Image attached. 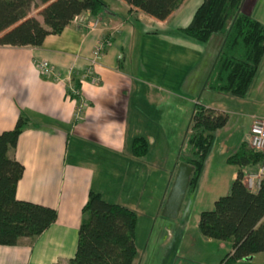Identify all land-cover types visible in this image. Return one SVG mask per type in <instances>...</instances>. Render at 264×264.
Returning <instances> with one entry per match:
<instances>
[{
  "label": "crops",
  "instance_id": "obj_1",
  "mask_svg": "<svg viewBox=\"0 0 264 264\" xmlns=\"http://www.w3.org/2000/svg\"><path fill=\"white\" fill-rule=\"evenodd\" d=\"M201 3L202 0H185L165 21H157L139 12H129L130 7L121 0H109L106 14L101 12L93 18L88 12L83 13L61 34L47 36L40 47L0 46V133L12 130L20 114L38 123L22 132L10 154L24 167L16 198L57 212L56 221L37 238H21L12 247L0 246V264H69L75 254L81 209L89 191L105 198L108 182L94 183L101 174L107 177L119 171L121 189L128 183L123 174L129 177L130 172L131 177L141 178L132 189L135 198L129 205L122 202L119 192L116 198L104 199L139 214L140 210L149 208L148 203L142 208L140 203L150 171L156 169L155 172L161 170L165 174L167 169L168 182L155 204L156 210L163 209L180 155L174 152L172 160L170 150L165 149L164 115L174 111L172 118L180 127L186 118L182 117L184 114L176 117L175 113L179 115L182 100L190 101L193 106L200 104L228 113V108L219 100H200L206 90L204 82L215 57L216 43L207 49L208 43L199 44L177 31L190 23ZM254 12L252 8L245 14L264 25ZM35 18L42 23V18ZM95 21H99L98 25L91 31ZM104 37H110V45L92 71L93 77L98 79L94 83L83 75L87 58ZM39 60L52 66L59 81L38 73ZM69 68L73 69L72 78L79 83L80 96L86 101L79 117H76L77 102L67 96L66 84L62 81ZM262 68L264 56L244 97L251 96L254 107L246 114L237 113L247 117L248 132L253 119H264L258 109L264 105V77L258 79V73L264 74ZM172 118L166 117V123ZM247 136L245 133L242 142L247 141ZM137 138L144 139L148 145L146 155L140 158L131 154L132 141ZM208 158L209 153L205 163ZM185 206L188 207L189 202ZM198 219L199 215L194 229H197ZM152 222L154 219L150 217L144 229L136 223L135 240L140 230L142 238L146 236V246L143 251L137 249L133 264H152L147 262L153 255L147 256ZM159 225L158 241L156 237L152 240L153 248L155 243L157 247L159 244L171 247L178 258L192 255L198 259L196 264H220L232 251L231 242L201 235L189 239L185 230L169 232L168 226L172 224L166 221H160ZM186 242L194 245L193 250L185 251L184 255ZM197 242L199 249L195 248ZM234 264H264V253Z\"/></svg>",
  "mask_w": 264,
  "mask_h": 264
},
{
  "label": "trees",
  "instance_id": "obj_2",
  "mask_svg": "<svg viewBox=\"0 0 264 264\" xmlns=\"http://www.w3.org/2000/svg\"><path fill=\"white\" fill-rule=\"evenodd\" d=\"M129 12L165 21L185 0H121ZM244 0H202L190 23L177 29L182 36L207 44L216 40V53L204 82L210 92L244 98L264 56V25L241 12ZM41 7L42 23L29 16L32 5ZM105 7L103 0H0V46L40 47L47 36L59 35L79 15L95 18ZM79 90V83L72 78ZM67 94V92H66ZM74 99V97H70ZM78 102V99H75ZM228 115L195 104L184 135L179 163L192 168L187 195L198 185L215 133L224 128ZM38 123L20 114L10 131L0 133V246H16L21 238L35 239L57 218L56 210L16 198L24 167L10 154L18 138ZM142 138L132 141L131 154L147 153ZM238 171L228 193L215 200L210 211L199 214L197 230L206 239L231 242L232 251L220 264H234L264 253V180L257 191L243 183L263 163V155L244 141L226 159ZM183 201V203H184ZM75 254L69 264H133L137 257L135 229L137 214L118 204L106 202L89 191L81 209Z\"/></svg>",
  "mask_w": 264,
  "mask_h": 264
},
{
  "label": "rangeland",
  "instance_id": "obj_3",
  "mask_svg": "<svg viewBox=\"0 0 264 264\" xmlns=\"http://www.w3.org/2000/svg\"><path fill=\"white\" fill-rule=\"evenodd\" d=\"M108 1L109 0H103L105 7L102 8L101 10L102 13L106 14V11L108 9L107 7ZM252 8H255V12H254L255 17L260 18L264 23V0H244L241 7V12L249 13L250 10H252ZM40 10L41 7L38 3L32 5L29 11V16L34 18L38 17L41 20V16L39 15ZM135 26L140 28V25H135ZM215 41L216 40H212L210 43H208L207 49L211 48L210 45H212ZM263 69L264 68H262L261 71H263ZM196 73L199 72L196 71ZM260 77L262 79V77H264V74L258 73V79ZM200 100L202 102L204 100L205 101L219 100L221 104L225 105L228 108V113L224 112L226 115H228V123L226 124L223 130H220L218 132L219 134L214 136L212 145L208 152L209 158L206 161L205 166L203 168L202 176L200 177V180L196 188L197 190H195L192 196L191 195L186 196V199L183 204L184 206L180 210V214L177 221H175L174 219L165 218L164 216H162V210L158 211L155 209V204L158 203L159 199L161 198L162 192L168 182V177L166 175L167 169L165 174H163L161 170L159 172H155L156 169H154V171H150V177L148 178L147 187L145 189L144 194L141 197V203H140L141 208L146 203H148L149 208L140 210V213L137 214L136 223L139 224V228L141 227L144 229L147 226L150 217L154 219V222H152V225L150 227V229H153V233L151 235L152 240L156 237L158 241L157 235L160 228L159 225L160 221H166L167 223L172 224V226L171 225L168 226L171 230L169 232H174L175 230V233H180L185 230L186 235H188L189 239L199 237L200 234L198 230L194 229L196 218H198V215L201 212L210 211L213 209L215 200L226 195L230 184L233 182V180L236 177L238 168L236 166L228 165L226 163V159L236 152L237 148L240 146L241 142L245 137V133H248L247 117H245V115H243V117H240L239 115H237V113L239 112L241 114L242 113L246 114L247 112H250L252 107H254L252 103V97L248 96L246 98L241 99L223 93L210 92L209 90L204 89ZM200 100L198 98L197 101L200 102ZM176 106L177 105L175 103V107ZM179 108H180V113L179 115L175 113V116L178 117L184 114V116L182 117H185L187 120V121L184 120L183 123H181L180 127L177 123V120L172 118L174 111H172L170 115L168 113L164 115L165 127H163V130H165L166 133L163 136V141H164L165 149L168 147V151L170 150L171 152V158L173 157L174 152L176 153L177 156L178 153L184 154L183 140L189 124L193 104L190 101L182 100L180 101ZM258 109L262 111L264 114V105H260ZM168 115L172 119H169V122L166 123V117H169ZM150 149H151V145H150ZM166 164L168 166L170 163L167 162ZM244 173H245L244 177H246V172L244 171ZM111 174L112 175L108 174L107 177H104V174L97 176V178H95L94 183L101 185L106 180V182H108V186L106 189H104L106 190L104 192L105 194L104 199L107 200V199L116 198V196H118L117 192H119L120 193L119 196L121 197L122 202H124V204L129 205L130 201L135 198L132 189L136 187L138 178L139 179L141 178L140 177L137 178V176L131 177L132 174L130 172H129V177L126 176V174H123L125 176L124 178H126L128 183H126L124 185V188L121 189L120 187L122 181L119 177V171H117L115 175L113 173ZM142 183H144V180L142 181ZM187 202H189L188 207L185 206ZM142 236H143L142 232H140L139 230L137 232V236L135 240L137 249L141 251H143L146 246V245L144 246V242H145L144 238L146 236H144L143 238ZM152 240L149 242V249L147 250V256H149L150 254L153 255L147 261L148 263L150 262L152 264L153 263L157 264V262L159 261L160 264H196V262L198 261V259L193 258L192 255L191 258L183 257V255L178 258L175 255V249H172L171 247H165L163 244H159L157 247V244L155 243L154 244L155 249H154ZM192 245H194L193 242H186V245L183 247L184 255H185V251H188L189 249L193 250ZM196 247L199 249V243L198 246L195 245V248Z\"/></svg>",
  "mask_w": 264,
  "mask_h": 264
},
{
  "label": "built area",
  "instance_id": "obj_4",
  "mask_svg": "<svg viewBox=\"0 0 264 264\" xmlns=\"http://www.w3.org/2000/svg\"><path fill=\"white\" fill-rule=\"evenodd\" d=\"M99 21H95L91 27V31L97 27ZM110 45V37H104L100 39L92 50L90 56L87 58L86 69L84 71L83 78H90L94 83L98 82V79L93 77L92 71L94 67L102 59L106 48ZM36 68L39 74L44 77L53 78L56 81H59V76L54 72L52 66L45 60H39L36 63ZM73 69L69 68L65 79H61L66 84L67 96L74 97L78 99L76 107V117L81 114L83 108L85 107L86 101L81 98L80 92L75 88L72 81ZM247 143L249 147L259 152L263 155V163L254 174L246 175L243 179V183L246 188L250 191H257L262 181L264 180V119H253L249 128Z\"/></svg>",
  "mask_w": 264,
  "mask_h": 264
},
{
  "label": "water",
  "instance_id": "obj_5",
  "mask_svg": "<svg viewBox=\"0 0 264 264\" xmlns=\"http://www.w3.org/2000/svg\"><path fill=\"white\" fill-rule=\"evenodd\" d=\"M192 168L184 163H179L173 182L166 197L162 216L175 219L184 201L188 189Z\"/></svg>",
  "mask_w": 264,
  "mask_h": 264
}]
</instances>
